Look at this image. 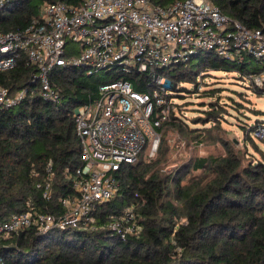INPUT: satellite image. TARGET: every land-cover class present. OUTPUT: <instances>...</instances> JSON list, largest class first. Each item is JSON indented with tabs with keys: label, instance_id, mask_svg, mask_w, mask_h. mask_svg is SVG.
Wrapping results in <instances>:
<instances>
[{
	"label": "trees",
	"instance_id": "obj_1",
	"mask_svg": "<svg viewBox=\"0 0 264 264\" xmlns=\"http://www.w3.org/2000/svg\"><path fill=\"white\" fill-rule=\"evenodd\" d=\"M57 1L79 5L83 0H7L0 31L24 29L43 5ZM174 1L153 3L165 6ZM212 1L247 28L264 32V0ZM194 58L199 61L193 63ZM168 69L177 83L194 82L195 87L202 71H236L240 79L250 77L254 90H259L253 79L264 73V59L246 54L240 60L203 51ZM99 73L55 68L51 82L60 97L49 100L39 92L37 66L26 59L0 71V85L11 92L28 89L19 104L0 106V220L26 210H64L61 199L72 195V177L82 164L74 111L98 97L104 81ZM127 78L137 90L147 88L137 73ZM206 91L204 96L214 97L221 88ZM222 110L226 107L216 101L190 123L181 110L172 111L171 119L158 128L162 139L156 156L144 159L149 155L145 146L135 162L124 163L116 174L119 192L113 201L99 205L94 229H21L0 238L1 264H264V148L258 143L264 144V138L253 135L264 121L242 126L245 143L261 155L256 158L233 141L214 136ZM254 113L264 115L262 110ZM171 129L198 142H222L225 153L195 156L165 170L170 150L166 134ZM47 182L50 198L44 196ZM129 205L135 207L143 230L123 238L110 228V220Z\"/></svg>",
	"mask_w": 264,
	"mask_h": 264
},
{
	"label": "built area",
	"instance_id": "obj_2",
	"mask_svg": "<svg viewBox=\"0 0 264 264\" xmlns=\"http://www.w3.org/2000/svg\"><path fill=\"white\" fill-rule=\"evenodd\" d=\"M6 1L0 0V13ZM203 51L264 59V32L247 28L212 0H176L165 6L153 0L57 1L43 5L24 29L0 31V71L14 68L21 59L36 65L39 92L46 99L60 97L51 82L55 68L111 75L99 84L94 101L74 111L82 164L72 177V195L61 199L64 210L14 212L0 220V238L28 227L41 233L94 229L99 205L113 201L119 192L116 174L122 165L135 162L145 146L155 155L158 128L176 111L172 93H167L174 82L168 68ZM136 73L147 81L146 89L137 90L127 78ZM253 80L263 86L264 73ZM27 94V88L11 92L0 85V106L17 105ZM253 135L263 139L264 126ZM44 196H51L50 182ZM110 228L123 238L143 230L133 205L113 215Z\"/></svg>",
	"mask_w": 264,
	"mask_h": 264
},
{
	"label": "rangeland",
	"instance_id": "obj_3",
	"mask_svg": "<svg viewBox=\"0 0 264 264\" xmlns=\"http://www.w3.org/2000/svg\"><path fill=\"white\" fill-rule=\"evenodd\" d=\"M198 61V58H194L193 63ZM98 75L104 80L111 78V75L104 72H100ZM238 75L239 73L236 71H202L197 78L199 82L197 87H195L194 82L177 83V80H173L172 84L175 90L168 88L167 93L176 94L172 97V101L177 105V112L179 113V110H181V114L189 123L191 118L203 115L199 114L201 110L209 109L212 103L219 101L220 105L226 107V111L222 110L221 124L214 130V136L233 141L238 148L248 150L256 158H261L260 153L253 148L250 142L245 143L247 140L242 126L253 124L257 119L264 121V115L254 113L255 110L264 111V85L260 86L259 90H254V84L251 82L250 77L245 76L240 79ZM213 88H221L220 95L217 94L214 97L203 95L204 91L207 92L206 90ZM228 96H232L241 105H235V102L229 99ZM231 104H234L238 109ZM210 125L208 124V126ZM166 136L170 150L167 155L165 170L173 169L195 156L225 153L222 142L212 140L198 142L191 135L186 137L175 129L169 130ZM258 143L264 148L262 141H258ZM155 156L156 154L153 156L147 155L144 159L149 161Z\"/></svg>",
	"mask_w": 264,
	"mask_h": 264
}]
</instances>
